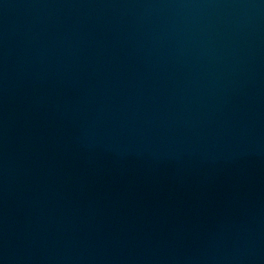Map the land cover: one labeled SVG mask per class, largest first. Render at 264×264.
Listing matches in <instances>:
<instances>
[{
    "label": "water",
    "instance_id": "obj_1",
    "mask_svg": "<svg viewBox=\"0 0 264 264\" xmlns=\"http://www.w3.org/2000/svg\"><path fill=\"white\" fill-rule=\"evenodd\" d=\"M0 264H264V0H0Z\"/></svg>",
    "mask_w": 264,
    "mask_h": 264
}]
</instances>
